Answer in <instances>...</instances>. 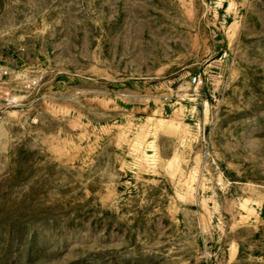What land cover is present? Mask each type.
I'll return each instance as SVG.
<instances>
[{
  "label": "rangeland",
  "instance_id": "obj_1",
  "mask_svg": "<svg viewBox=\"0 0 264 264\" xmlns=\"http://www.w3.org/2000/svg\"><path fill=\"white\" fill-rule=\"evenodd\" d=\"M0 99V264H264V0H0Z\"/></svg>",
  "mask_w": 264,
  "mask_h": 264
},
{
  "label": "built area",
  "instance_id": "obj_2",
  "mask_svg": "<svg viewBox=\"0 0 264 264\" xmlns=\"http://www.w3.org/2000/svg\"><path fill=\"white\" fill-rule=\"evenodd\" d=\"M35 83V82H34ZM32 86V83H29V87H31ZM1 100V99H0Z\"/></svg>",
  "mask_w": 264,
  "mask_h": 264
}]
</instances>
